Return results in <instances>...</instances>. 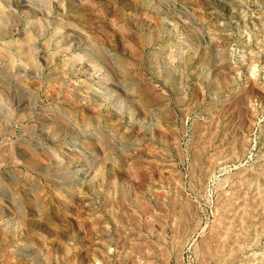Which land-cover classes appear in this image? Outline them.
I'll list each match as a JSON object with an SVG mask.
<instances>
[{
	"label": "rangeland",
	"instance_id": "374dc122",
	"mask_svg": "<svg viewBox=\"0 0 264 264\" xmlns=\"http://www.w3.org/2000/svg\"><path fill=\"white\" fill-rule=\"evenodd\" d=\"M0 264H264V0H0Z\"/></svg>",
	"mask_w": 264,
	"mask_h": 264
},
{
	"label": "bare ground",
	"instance_id": "6f19581e",
	"mask_svg": "<svg viewBox=\"0 0 264 264\" xmlns=\"http://www.w3.org/2000/svg\"><path fill=\"white\" fill-rule=\"evenodd\" d=\"M59 121H56V122H54V125H55V127H57V126H60L61 125V123L59 124L58 123ZM61 129V128H60ZM89 135V134H88ZM72 137V136H71ZM38 158H36L35 160H37ZM38 161V160H37ZM30 163V162H29ZM33 164V163H32ZM32 167H33V165H32ZM216 249V248H215ZM220 251V250H219ZM229 253H230V251H229Z\"/></svg>",
	"mask_w": 264,
	"mask_h": 264
}]
</instances>
